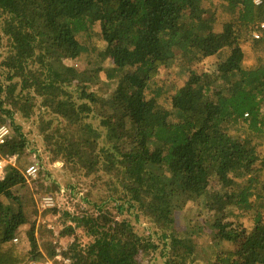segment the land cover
<instances>
[{"label":"trees","instance_id":"16d2710c","mask_svg":"<svg viewBox=\"0 0 264 264\" xmlns=\"http://www.w3.org/2000/svg\"><path fill=\"white\" fill-rule=\"evenodd\" d=\"M220 1L233 16L218 30L207 0H0V125H16L0 153L23 155L27 139L14 115H35L52 159L91 181L83 197L71 183L64 189L84 208L49 209L71 238L63 251L70 264H264V31L252 35L264 0ZM249 38L251 67L242 47ZM82 54L83 72L64 61ZM207 58L211 68L199 71ZM175 67L188 78L169 83V94L155 78ZM101 72L112 82L107 97L87 82ZM27 186L17 165L6 168L0 264L42 258L31 254L38 243ZM97 189L105 191L99 201L88 195ZM188 201L212 213L200 221L211 228L208 259L195 224L175 227ZM237 214L253 216L251 231L229 220ZM29 221L23 250L14 239ZM225 241L238 248L224 249Z\"/></svg>","mask_w":264,"mask_h":264},{"label":"rangeland","instance_id":"374dc122","mask_svg":"<svg viewBox=\"0 0 264 264\" xmlns=\"http://www.w3.org/2000/svg\"><path fill=\"white\" fill-rule=\"evenodd\" d=\"M207 6L211 8L209 9L210 12L212 11L215 14L218 30L222 28L223 22L229 21L233 16V14L226 9V6L220 0H207ZM96 29H99V26H96ZM97 33H95L96 35H94L93 38L97 44L103 45V41L100 39L99 33ZM251 38L253 39L252 35ZM251 38L245 39L242 42V47L245 52L244 64L249 67L253 66L257 61L254 55ZM5 44V40L3 39L0 42V52L3 51L1 55L5 53ZM85 55L86 54H82L75 59L64 57V61L69 65H74L78 68V70L82 71L85 69L87 64ZM212 62V58H207L195 67L199 71L207 70L211 68L210 66ZM107 63H109V60H106L104 64L107 65ZM182 73H178V67H175L173 69L163 68L162 72L155 78V82L156 84L162 85L165 88H170L168 92H173L174 89L169 86V83H174L177 87H181L185 82L184 78H186V80L188 78L184 77ZM87 82L90 84V88L95 91L97 96L107 97L112 92V82L106 78L104 72H101L99 77L91 78ZM92 82L93 84L91 85ZM75 83H77V80L75 81ZM172 92H170L169 94H171ZM166 95L167 93L163 98H166ZM36 117L37 116L35 115L25 117L19 112H16V114L14 115V124L20 125L21 131L27 139L26 149L23 155H18L17 166L22 172H24L28 165L33 163L36 164L40 169L37 179H30L29 181L26 180L28 185L26 188L27 196L31 199L29 220L31 222L35 221L34 230L38 243L37 249L32 250L31 254L36 256H39L41 254L42 258L40 259L39 257L38 261L49 262V264H70V261H62L61 259H57L56 255H54V257H50L48 255L47 250L49 249L47 248V243L51 242V245L54 246V251L56 254L59 251L62 253L64 258H70V255L63 253V251L65 252L68 242L71 240L70 237L61 235L59 230V214H54L53 211H49V209L53 208L57 204V206L62 205L73 208L78 202L80 203L81 208H84L86 205L79 200L78 196L77 198H72L68 193L64 192V189L68 183H71L76 187L74 192L83 197L86 196L87 193L85 189H82L81 185L87 189V186L83 182L86 180L88 182L91 181L87 178H84L80 173H74V175L73 173L69 172L64 168L61 160L52 159V156L46 149L43 134L39 129L38 123L36 122ZM6 123H9L11 125L12 135H14V126L16 125H13L10 119ZM259 144L261 145H258V150L264 153V140ZM70 174H73V176H71ZM58 184H60L61 192L55 191L57 190L56 185ZM23 193L24 191H22V194ZM45 194H50L54 197L55 204L51 208L43 209L42 207H40V198ZM104 194L105 191L99 189H97V191L88 192V195H92L93 199L96 201H99V198L104 196ZM211 214L212 213H210L207 209H204L200 204H198V202L195 201H188L187 203H184L182 208L176 212V229L184 231L189 226V223L195 224L197 226L195 229V233L198 234L199 242L202 243L200 251L202 252V256L204 259L209 258V247L207 246L210 241L209 235L211 232V228L208 225L202 226L201 223L204 222L200 221L208 219ZM237 218L239 219L237 220L233 217H230L229 220L240 222L243 225V228L247 230V232L245 233H248L254 227L253 216H240L239 214H237ZM131 219L140 229L145 228L147 229V231H151L148 228L150 227V223L146 219L141 218L138 222H136L133 217H131ZM30 221L20 228V232L18 233L17 238L18 240L15 241L17 242L18 247L21 246L23 250L30 249V240L28 238V231L32 227ZM222 247L227 250H236V248H238V244L237 242L225 241L223 242ZM162 259L163 258H159L158 260H156L155 264H164ZM32 261L33 260H28L24 264H30Z\"/></svg>","mask_w":264,"mask_h":264},{"label":"built area","instance_id":"2783aa9c","mask_svg":"<svg viewBox=\"0 0 264 264\" xmlns=\"http://www.w3.org/2000/svg\"><path fill=\"white\" fill-rule=\"evenodd\" d=\"M254 2L259 3L260 0H254ZM262 31H264V21L261 22L257 29L252 31V35L254 38H260ZM12 134V128L9 123H4L0 125V144L5 143L6 139ZM18 160L17 154L11 155H2L0 153V180L4 179L6 174V168L10 165L16 166ZM40 169L36 164H30L24 170L23 175L27 181L30 179H37L38 173ZM55 200L54 197L50 194H45L40 198V207L43 209L51 208L54 206ZM17 241V238L14 239ZM57 259H61L62 261H70V258H64L61 252H57L56 254ZM30 264H49V262H42V261H32Z\"/></svg>","mask_w":264,"mask_h":264}]
</instances>
